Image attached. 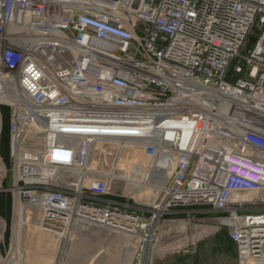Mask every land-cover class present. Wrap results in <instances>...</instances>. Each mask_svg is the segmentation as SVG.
I'll list each match as a JSON object with an SVG mask.
<instances>
[{
  "label": "built area",
  "instance_id": "obj_1",
  "mask_svg": "<svg viewBox=\"0 0 264 264\" xmlns=\"http://www.w3.org/2000/svg\"><path fill=\"white\" fill-rule=\"evenodd\" d=\"M2 107L14 213L43 231L83 223L151 264L159 221L210 212L237 264L264 262V0H0ZM115 145L172 161L157 204L112 192Z\"/></svg>",
  "mask_w": 264,
  "mask_h": 264
},
{
  "label": "rangeland",
  "instance_id": "obj_2",
  "mask_svg": "<svg viewBox=\"0 0 264 264\" xmlns=\"http://www.w3.org/2000/svg\"><path fill=\"white\" fill-rule=\"evenodd\" d=\"M253 35L256 37L260 35L259 26L254 28ZM0 114L3 129L5 120L8 126L7 108L2 107ZM0 141L2 142L1 148L7 149L8 152L7 132L6 134L2 132ZM129 151V148H125L119 157L109 152L104 158L101 171L109 173L114 170L115 175L129 176L134 182H139L143 179L145 170L150 166L151 174L148 178L153 184L146 189H141L132 183L128 185L120 179L115 182L112 192L119 196L118 200L122 203H128L134 208L148 207L154 202L157 204L160 192H157V188L162 189L165 186L174 164L172 161L167 164L159 161L152 166V163L140 152L129 155ZM0 171L2 172L0 173V190L11 195L7 190L11 187L13 180L9 154L6 165L0 164ZM23 212L27 223L21 230V237L19 240L16 239L19 220L18 210H16L10 235L11 250L6 256L1 253L0 264L6 261H10V264H44V262L47 264H131L132 252L129 247L130 239L127 237L111 234L83 223H76L67 235L71 237L70 239H59L40 228V213L37 209L29 208ZM216 218L215 213L193 212L188 215L178 214L167 217V220L172 221L171 223L163 224L159 221L152 236L151 253L153 257L165 253L163 249L165 246L177 242L179 246L174 250L180 249L186 239L223 234L226 230L217 224ZM5 233L4 230L1 234L2 240ZM168 248H175V246Z\"/></svg>",
  "mask_w": 264,
  "mask_h": 264
},
{
  "label": "crops",
  "instance_id": "obj_3",
  "mask_svg": "<svg viewBox=\"0 0 264 264\" xmlns=\"http://www.w3.org/2000/svg\"><path fill=\"white\" fill-rule=\"evenodd\" d=\"M1 145L2 142L0 141V164L6 165L8 152L7 149L1 148ZM12 185L13 180L10 186ZM10 197L11 200H9ZM0 221H2L0 223V255L2 253L6 256L12 245L10 235L14 222V208L12 195H7L1 190ZM4 230L6 233L2 240L1 234ZM215 232L217 233V231ZM173 246L175 248H168ZM178 246V242L165 246L163 248L165 253L153 257L151 264H237L236 247L228 238L226 231L217 236H196V238L186 239L180 249L174 250ZM44 264H47V262H44Z\"/></svg>",
  "mask_w": 264,
  "mask_h": 264
},
{
  "label": "bare ground",
  "instance_id": "obj_4",
  "mask_svg": "<svg viewBox=\"0 0 264 264\" xmlns=\"http://www.w3.org/2000/svg\"><path fill=\"white\" fill-rule=\"evenodd\" d=\"M125 148H129L131 150V146L130 145H121V146H118V145H115L114 146V149L116 150H120V153L122 151H124ZM127 161V160H126ZM149 165V164H148ZM150 167V166H149ZM147 168L145 170V175L143 177V179H141L139 182H134L132 179L129 178V176H126V177H123V176H119V175H115L113 171H110L108 173L109 177H114V178H118V179H121L123 180L126 184H134V185H137L139 186L141 189H146L148 187H150V185H152L153 183H151V179L148 178V175L151 174V169L150 168ZM153 178V177H152ZM134 182V183H133ZM163 189V188H162ZM161 191L160 188H157V192ZM18 217H19V220H18V223H17V228H18V234L16 236V239H20L21 237V230L23 228V226H25V224L27 223L26 222V219H25V214L23 212V210H18ZM65 238H71L70 236H66ZM17 243V242H16ZM19 252V251H18ZM23 258V257H22ZM24 261V260H23ZM3 264V263H2ZM4 264H10V261H6ZM23 264V263H22ZM257 264V263H255ZM260 264H264V262L260 263Z\"/></svg>",
  "mask_w": 264,
  "mask_h": 264
},
{
  "label": "trees",
  "instance_id": "obj_5",
  "mask_svg": "<svg viewBox=\"0 0 264 264\" xmlns=\"http://www.w3.org/2000/svg\"><path fill=\"white\" fill-rule=\"evenodd\" d=\"M1 110V109H0ZM6 117V116H5ZM4 119V118H3ZM5 120V119H4ZM2 132L4 133V134H6V132H7V124H6V120L4 121V123H3V129H2Z\"/></svg>",
  "mask_w": 264,
  "mask_h": 264
},
{
  "label": "water",
  "instance_id": "obj_6",
  "mask_svg": "<svg viewBox=\"0 0 264 264\" xmlns=\"http://www.w3.org/2000/svg\"><path fill=\"white\" fill-rule=\"evenodd\" d=\"M250 42H254V39H253V38H251V39H250Z\"/></svg>",
  "mask_w": 264,
  "mask_h": 264
}]
</instances>
